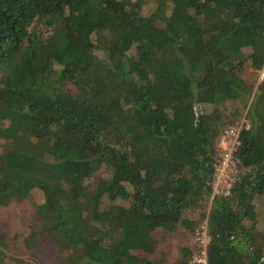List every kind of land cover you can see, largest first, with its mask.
<instances>
[{
  "label": "trees",
  "instance_id": "16d2710c",
  "mask_svg": "<svg viewBox=\"0 0 264 264\" xmlns=\"http://www.w3.org/2000/svg\"><path fill=\"white\" fill-rule=\"evenodd\" d=\"M168 2L160 27L144 0H0V205L41 194L25 246L47 237L59 264H166L135 252L199 225L185 213L209 201L216 140L247 106L206 261L264 264V0ZM246 64L263 69L254 92Z\"/></svg>",
  "mask_w": 264,
  "mask_h": 264
},
{
  "label": "rangeland",
  "instance_id": "374dc122",
  "mask_svg": "<svg viewBox=\"0 0 264 264\" xmlns=\"http://www.w3.org/2000/svg\"><path fill=\"white\" fill-rule=\"evenodd\" d=\"M142 13L150 16L153 21L155 20L156 25L163 27L169 13V2L168 0H144ZM91 37L94 40L95 37ZM94 52H96L95 49ZM244 78L249 83H253L254 92L263 78V69L255 70L249 64H246ZM251 98L253 97L251 96ZM251 98L248 100V104ZM211 108V106L204 107L205 111H209ZM247 108H243L240 116H237L234 121L243 117L248 119L246 115ZM2 143L3 141L0 140V150L3 146ZM106 175L104 169H100L93 173L86 182L94 186ZM40 199L41 194L35 192L31 197L21 201H13L5 206L0 205V264H59L61 252L56 249L57 246L54 242L47 237L36 239L37 246L35 248L25 246V238L29 235L32 227L35 226V204ZM210 206L211 199L209 198V201L203 206L192 208L185 213L187 217L199 221V225L195 226L193 230L181 226L174 230L158 228L152 233L155 241L154 250L150 253L137 251L135 254L152 259L162 258L166 264H171L180 255V248L188 246L195 252L192 262L198 264L197 259L201 257L203 247L208 242L206 220ZM255 208V231L257 235L255 245L258 252L264 253V245L261 243L264 244V194L256 197ZM205 226L206 237L204 242H201L200 239L196 238L197 232H200Z\"/></svg>",
  "mask_w": 264,
  "mask_h": 264
},
{
  "label": "built area",
  "instance_id": "2783aa9c",
  "mask_svg": "<svg viewBox=\"0 0 264 264\" xmlns=\"http://www.w3.org/2000/svg\"><path fill=\"white\" fill-rule=\"evenodd\" d=\"M249 127V120L245 117L236 120L234 123L223 127L216 140V160L211 180L212 192L210 199L215 195H229L235 182L237 167L234 159V152L239 145V133L242 128ZM207 225V223H206ZM206 237V226L197 232V239L204 242ZM198 264H207L206 246L203 247L201 257L197 259Z\"/></svg>",
  "mask_w": 264,
  "mask_h": 264
}]
</instances>
